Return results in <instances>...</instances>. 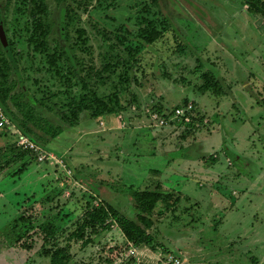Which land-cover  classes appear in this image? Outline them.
Masks as SVG:
<instances>
[{
    "label": "rangeland",
    "instance_id": "rangeland-1",
    "mask_svg": "<svg viewBox=\"0 0 264 264\" xmlns=\"http://www.w3.org/2000/svg\"><path fill=\"white\" fill-rule=\"evenodd\" d=\"M5 1L0 0V5ZM47 3L57 19L58 3ZM145 18L167 21L168 30L151 45L137 37ZM92 25L108 31L123 25L129 40L141 44L142 72H137L138 84L131 86V92L143 105L138 106L139 113L125 116L122 126L116 113L91 119L82 115L74 127H63L59 135L45 141L42 145L63 160L68 175L57 165L40 164L29 156L24 160L33 161L26 170L12 175L20 165L17 161L0 171V264H48L30 227L55 221L69 232L84 193L96 195L95 205L104 203L134 219L132 191L158 182L163 191H179L200 204L207 215L199 228L202 233L161 236L168 249L164 253L160 248L133 246L113 223L107 232L92 235L84 249L73 245L71 264H172L176 260L178 264H264V178L263 183H254L264 169V18L250 14L241 0H97L67 30L72 43L74 29H85L89 53L75 48L85 66L99 63L100 42ZM3 47L7 48L6 42ZM16 48L26 50L25 43L18 40ZM27 62L21 61L20 68ZM199 65L218 76L225 95L199 91ZM36 66L22 73L27 86L30 78L45 76ZM107 92L106 86L97 88L99 95ZM186 100L204 125L189 139L180 138L185 128L181 123L161 127L146 113L155 103L172 111ZM57 118L52 115L54 122ZM17 133L13 127H1L0 149L15 144ZM213 154L216 161L210 163ZM232 199L234 205L228 202ZM159 209L160 204L155 211ZM235 209L241 221L233 225L221 213L227 218ZM22 211L26 223L18 220ZM63 216L69 217L65 223L60 220ZM208 217L219 222L213 224ZM24 230L32 233L29 250L17 241Z\"/></svg>",
    "mask_w": 264,
    "mask_h": 264
},
{
    "label": "trees",
    "instance_id": "trees-1",
    "mask_svg": "<svg viewBox=\"0 0 264 264\" xmlns=\"http://www.w3.org/2000/svg\"><path fill=\"white\" fill-rule=\"evenodd\" d=\"M241 1L250 14L264 18V0ZM56 2L58 17L55 20L47 0H6L3 6L0 5V21L7 43V48H4L0 40V108L8 120L1 127H13L43 151H47L42 145L45 141L59 135L63 127H74L82 115L90 119L105 117L122 112L132 105H143L137 103L139 96L131 92V86L138 84L137 72L141 71L138 58L141 44H133L129 40L123 25L114 31L92 25L100 42L99 63L98 66H85L75 55V48L89 53L85 29H74L76 36L72 43L69 42L67 30L73 25L75 17H79L80 13H87L91 3L97 0ZM152 2L156 3V0ZM8 5H12L10 14ZM143 22L145 25L139 30L137 37L146 45L153 44L168 30L165 18L155 23L145 18ZM18 40L25 43L26 50L17 52ZM21 61H28L24 68H20ZM34 64H38L35 69L43 71L45 76L30 78V85L27 86L22 73H26ZM197 73L201 81L200 92L214 97L226 94L221 80L211 70H204L199 65ZM99 86H106L108 92L99 95ZM187 102L186 100L182 104ZM150 109L158 113L162 109L169 111L165 107L160 108L158 103L151 105ZM193 113L189 122L183 124L185 128L180 136L182 140L189 139V136L192 137L204 126L197 111L193 110ZM52 115L58 117L57 122H54ZM28 156L37 162L32 151L16 147L15 144L0 149V171L17 161H20V165L11 174L26 170L33 161H25ZM208 158L210 163L216 161L215 155ZM40 164L48 165L47 162ZM61 190L60 188L59 191ZM95 197V194L90 193L82 195L83 206L74 210L77 219L69 232L63 230V224L55 221L39 223L35 228L30 227L32 233L36 231L35 235L41 241V252L48 259V264H71L73 245L84 249L92 241V235L107 232L113 223L125 241L133 246H145L151 250L160 248L167 253L168 249L161 236L181 238L189 236L190 232L198 235L203 232L199 229L204 224L203 221L207 220V215L201 211L200 204L194 199L179 191H163L159 182L153 187L132 191L134 219L104 203L95 205ZM159 204L162 209L155 211ZM24 213L20 212L18 220L26 223L28 218ZM68 218L63 216L60 220L65 223ZM213 221L217 223L218 220L210 217L209 222L214 224ZM28 231L24 230L17 238V241H22L19 246L27 250L31 248L32 242V233L28 234ZM58 235H62L61 241Z\"/></svg>",
    "mask_w": 264,
    "mask_h": 264
},
{
    "label": "built area",
    "instance_id": "built-area-1",
    "mask_svg": "<svg viewBox=\"0 0 264 264\" xmlns=\"http://www.w3.org/2000/svg\"><path fill=\"white\" fill-rule=\"evenodd\" d=\"M139 109V107L132 105L126 110L129 114H121L122 112L116 113V119L118 121V124L122 126L124 124L122 121H124L125 116V119H128L129 116L127 115H135L139 113ZM193 110L194 107L192 102L188 101L185 104L176 106L172 109V111L170 110L165 113H158L156 111H152L151 109H146V113L148 114L150 121L155 125H160L161 127H163L166 126L169 122H179L183 126V124L189 122L190 117L194 115ZM7 123L8 120L6 119L2 109L0 108V127L3 124ZM99 124L103 125V122L99 121ZM14 143L16 147L32 151L36 157L37 162H47L49 165H57L62 168L67 175L70 174L69 170L65 167V164L61 158L49 151H43L32 140H30L28 137L23 136L20 132L16 134ZM171 263L178 264V260H176L175 263Z\"/></svg>",
    "mask_w": 264,
    "mask_h": 264
},
{
    "label": "crops",
    "instance_id": "crops-1",
    "mask_svg": "<svg viewBox=\"0 0 264 264\" xmlns=\"http://www.w3.org/2000/svg\"><path fill=\"white\" fill-rule=\"evenodd\" d=\"M108 124V120H107V123H106V125ZM109 129V128H108ZM195 141H198V140H195ZM194 142V141H193ZM198 143H201V141L200 142H198ZM213 155H215V154H213ZM216 156V155H215ZM201 170H203V174H204V176L206 177V175H205V172H204V168L203 169H201ZM261 171H259V173H257V175H256V177H255V180H254V183H255V181H257L258 183L259 182H262L263 183V178H264V169H260ZM207 171V170H206ZM233 195H235V192L233 191V193H232ZM232 195V196H233ZM237 196V195H236ZM234 197V196H233ZM238 197V196H237ZM234 199V198H233ZM233 199H232V201H228V202H230L231 204H233L234 202H233ZM234 205V204H233ZM235 211H236V209H235ZM222 215H224L225 216V221L228 219L229 221H230V219H231V221L234 223L233 225H235V224H237V222L238 221H241V219H239V214L237 213V211L234 213V214H232L231 216H228L227 218H226V213L224 214V213H221ZM230 221V222H231ZM217 222H219V220L217 221ZM262 235H264V233L262 232Z\"/></svg>",
    "mask_w": 264,
    "mask_h": 264
},
{
    "label": "water",
    "instance_id": "water-1",
    "mask_svg": "<svg viewBox=\"0 0 264 264\" xmlns=\"http://www.w3.org/2000/svg\"><path fill=\"white\" fill-rule=\"evenodd\" d=\"M0 40L2 43L5 42V37H4L3 32L1 30H0Z\"/></svg>",
    "mask_w": 264,
    "mask_h": 264
},
{
    "label": "clouds",
    "instance_id": "clouds-1",
    "mask_svg": "<svg viewBox=\"0 0 264 264\" xmlns=\"http://www.w3.org/2000/svg\"><path fill=\"white\" fill-rule=\"evenodd\" d=\"M126 110H127V109H126ZM126 110H125V111H126ZM122 112H123V111H122ZM117 113H118V112H117ZM100 121H101V119H100Z\"/></svg>",
    "mask_w": 264,
    "mask_h": 264
}]
</instances>
